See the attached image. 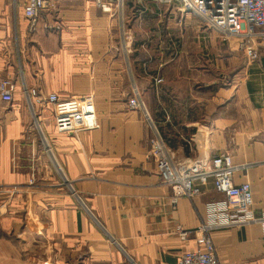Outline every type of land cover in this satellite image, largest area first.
<instances>
[{
    "label": "crops",
    "instance_id": "0c3cea01",
    "mask_svg": "<svg viewBox=\"0 0 264 264\" xmlns=\"http://www.w3.org/2000/svg\"><path fill=\"white\" fill-rule=\"evenodd\" d=\"M26 1L0 0V83L16 84L12 103L0 96V264H176L197 250L178 228L197 230L224 197L209 182L173 206L145 158L155 136L178 163L229 155L263 215L264 54L249 63L236 40L152 0L109 13L98 0H58L61 32L30 34ZM25 87L93 95L92 127L59 130ZM136 91L151 122L129 106ZM211 237L220 264H264L261 223Z\"/></svg>",
    "mask_w": 264,
    "mask_h": 264
},
{
    "label": "built area",
    "instance_id": "2783aa9c",
    "mask_svg": "<svg viewBox=\"0 0 264 264\" xmlns=\"http://www.w3.org/2000/svg\"><path fill=\"white\" fill-rule=\"evenodd\" d=\"M158 4L176 7L182 13H191L215 31L223 40H236L249 63L257 62L264 54V0H152ZM99 7L112 12V6H120L124 0H98ZM58 0H27L24 17L28 33L42 29L47 32H61L62 24L55 18ZM108 5V6H107ZM156 84H162L156 78ZM16 84L12 80L0 83L3 101L12 103ZM31 109L35 106H51L56 127L64 132L78 134L92 127L96 106L93 95L62 99L57 94H45L40 88L25 87ZM139 93L129 100L132 110L144 111V119L151 118ZM91 123V124H89ZM39 127V125H38ZM40 128V127H39ZM46 152L52 156L47 141L43 140ZM146 159L155 160L162 182L172 189V205L182 198L193 199L200 195L202 188L212 182L215 191L224 200L207 205V221L197 230L178 228L182 240L196 235L197 250L184 253L176 264H220L211 234L213 231L232 226L261 223L264 233V213L258 218L253 211V192L249 183L235 184V175L240 167L233 164L229 155H222L212 161L194 160L185 163L174 161L168 146L160 136L150 140V152Z\"/></svg>",
    "mask_w": 264,
    "mask_h": 264
},
{
    "label": "rangeland",
    "instance_id": "374dc122",
    "mask_svg": "<svg viewBox=\"0 0 264 264\" xmlns=\"http://www.w3.org/2000/svg\"><path fill=\"white\" fill-rule=\"evenodd\" d=\"M108 1H110V0H108ZM128 0H124V3L122 4V5H120L119 7L121 8L126 2H127ZM130 1H132V2H134L135 0H130ZM144 1V0H143ZM134 4V3H133ZM108 6V5H107ZM101 8V7H100ZM115 7H113L112 6V10L114 9ZM102 9V8H101ZM105 12V11H104ZM107 13H109V12H107ZM139 100H140V93H139ZM140 102L142 103V104H144V108L147 110V107H146V105H145V103L144 102H142L141 100H140ZM148 111V110H147ZM143 113H145L144 111H143ZM150 122H151V120H150ZM89 124H91V123H89Z\"/></svg>",
    "mask_w": 264,
    "mask_h": 264
}]
</instances>
